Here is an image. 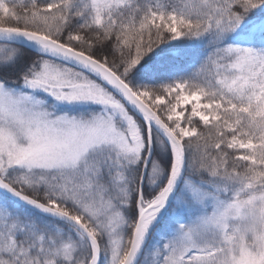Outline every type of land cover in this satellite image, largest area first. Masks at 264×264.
<instances>
[{"label": "snow or ice", "instance_id": "6c2138e0", "mask_svg": "<svg viewBox=\"0 0 264 264\" xmlns=\"http://www.w3.org/2000/svg\"><path fill=\"white\" fill-rule=\"evenodd\" d=\"M0 264H264V0H0Z\"/></svg>", "mask_w": 264, "mask_h": 264}]
</instances>
